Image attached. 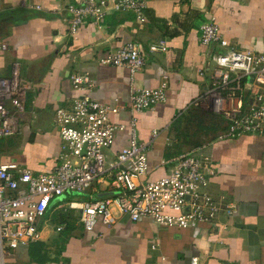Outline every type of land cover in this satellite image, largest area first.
Returning <instances> with one entry per match:
<instances>
[{
	"label": "crops",
	"instance_id": "obj_1",
	"mask_svg": "<svg viewBox=\"0 0 264 264\" xmlns=\"http://www.w3.org/2000/svg\"><path fill=\"white\" fill-rule=\"evenodd\" d=\"M72 1L0 0V41L8 45L0 52V77L9 76L13 63L18 62L22 80L32 83L20 131L0 139V163H16L34 173L53 172L62 147L55 111L72 107L75 99L88 94L102 104L120 107L111 118L124 128L117 131L115 144L107 150L110 158L130 144L133 118L138 141H147L158 130L148 152L147 179L166 175L173 159L198 144L209 143L216 169L209 190L232 203L235 213L214 223L182 228L159 226L148 216L131 220L115 208L114 223L99 219L87 231L81 211L68 204L84 201L89 195L105 199L114 193L96 183L85 192L55 197L40 221V239L12 250L11 261L189 264L191 257L198 256L199 264H264V133L220 138L227 120L217 113L213 114L218 117L203 116L212 110L203 101L196 104L211 86L213 55L226 50L203 44L200 25L211 20L217 23L230 48L262 51L264 0H146L145 22L131 10L117 11L109 13L101 27L88 21L74 35L69 32L66 10ZM36 5L41 9L32 7ZM161 40L168 49L151 52L150 46ZM130 41L139 43L146 54L143 69L132 73L127 67L101 62ZM83 73L93 81L89 89L73 86L71 75ZM165 79V101L133 112L132 86L154 88ZM187 115L202 118L207 132L183 130L190 120Z\"/></svg>",
	"mask_w": 264,
	"mask_h": 264
},
{
	"label": "built area",
	"instance_id": "obj_2",
	"mask_svg": "<svg viewBox=\"0 0 264 264\" xmlns=\"http://www.w3.org/2000/svg\"><path fill=\"white\" fill-rule=\"evenodd\" d=\"M146 5V0H74L66 6L69 32L78 33L88 21L101 27L104 18L117 11L131 10L145 22ZM32 7L41 9L40 5ZM200 38L203 44H217L226 50L213 55L211 86L196 104L203 101L227 120L220 138L264 133V50L230 48L219 25L212 20L200 25ZM7 48V43L0 41V52ZM167 49L165 40H161L149 50ZM101 62L136 73L145 66L146 54L139 43L130 41L112 50ZM71 80L77 89L93 86L87 73L73 74ZM31 88L32 83L22 80L18 62L13 63L9 76L0 77V138L20 131ZM167 88V79L154 88L132 86V111L151 109L165 101ZM119 110L118 105L102 104L88 94L75 99L70 108L56 109L62 147L53 172L34 173L16 163H0V264H14L12 250L40 239V221L55 197L85 192L96 183L106 185L114 193L105 199L89 195L84 201L72 200L68 204L81 211L87 231L93 230L99 219L105 224L114 223L115 208L131 220L148 216L159 226L182 228L214 223L235 213L232 203L209 190L210 179L216 174L209 143L198 144L173 159L174 165L166 175L147 179L148 152L158 130H153L147 141H138L133 118L130 144L110 158L107 150L115 144L117 131L124 128L111 118ZM199 261L198 256H193L189 264Z\"/></svg>",
	"mask_w": 264,
	"mask_h": 264
},
{
	"label": "rangeland",
	"instance_id": "obj_3",
	"mask_svg": "<svg viewBox=\"0 0 264 264\" xmlns=\"http://www.w3.org/2000/svg\"><path fill=\"white\" fill-rule=\"evenodd\" d=\"M205 112L206 113H204L203 116L214 117L215 115L213 113L216 114V112H214L213 110L212 111H205ZM186 117H188L190 119V120H187V121H189L188 122L189 125L188 124L184 125L183 126V130H188L189 129L190 131L197 132V134L207 132L208 129H206L207 127L205 126L204 121H203L202 118H199L198 117V119L194 120L195 117H193V115H187ZM215 117H218V116H215ZM11 137L12 136H5V137H1L0 139H3L4 140V139H7V138H11Z\"/></svg>",
	"mask_w": 264,
	"mask_h": 264
},
{
	"label": "water",
	"instance_id": "obj_4",
	"mask_svg": "<svg viewBox=\"0 0 264 264\" xmlns=\"http://www.w3.org/2000/svg\"><path fill=\"white\" fill-rule=\"evenodd\" d=\"M61 196H63V195H61ZM61 196H58V197H61ZM58 197H57V198H58ZM55 199H56V198H55ZM55 199H53V200L50 202V205H51V203H52Z\"/></svg>",
	"mask_w": 264,
	"mask_h": 264
}]
</instances>
